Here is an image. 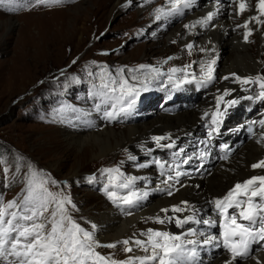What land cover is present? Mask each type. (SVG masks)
I'll list each match as a JSON object with an SVG mask.
<instances>
[{
	"label": "snow or ice",
	"instance_id": "1",
	"mask_svg": "<svg viewBox=\"0 0 264 264\" xmlns=\"http://www.w3.org/2000/svg\"><path fill=\"white\" fill-rule=\"evenodd\" d=\"M14 3L15 0H9ZM38 4L59 3L60 0H36ZM150 0H144L149 3ZM3 3V0H0ZM236 7L233 9L235 15H242L250 8V0H233ZM193 6V0H166V3L154 10L155 19L182 15L185 10ZM15 7L9 11H16ZM221 10L220 0H215L212 10L198 19L185 24L184 28L191 32L197 27H215L213 21ZM256 15L250 16L243 24H237L236 28H243V39L249 41L253 29L251 22L264 26V0H256ZM175 43V41H173ZM211 43V42H209ZM194 43L184 45L188 54H192ZM200 52L205 57L186 64L182 68L171 67L167 73L154 65H138L135 68L122 67L116 70L115 75L107 73L101 75L99 86L94 85V91L90 96L101 97V103L106 104L110 100L111 108L115 110L119 105V112L103 110L105 119H116L120 114H128L135 106L141 92L148 91L154 81L160 80L167 75V81L162 84H171L173 88H179L185 84H196L198 87H206L216 80L217 57L212 55L215 47H200ZM105 55L107 53H104ZM174 59L168 57L161 63H167ZM193 64L199 65L198 74L189 71ZM106 68V66H104ZM104 69L102 68V72ZM180 73L181 76L176 74ZM92 75V73H89ZM234 83H239L241 90L253 94L249 96L225 99L230 97L235 89H224L222 93L217 92L215 110L205 111L201 117L204 127L208 129L209 140L219 131L227 110L240 103L241 99L264 102V74L256 76L241 77L235 73L231 74ZM230 77H223L228 80ZM97 111H101V104L95 105ZM74 112H81L73 108ZM87 115V113H82ZM210 119L205 120V118ZM255 121L249 122V131ZM264 127V119L259 121ZM264 142V133L261 134ZM151 140L159 148H176V140L171 134L163 136H152ZM168 141V143H162ZM147 153L152 150L140 145ZM221 150L226 154L220 159L227 160L231 149L228 145H222ZM127 151V150H126ZM184 148H179L172 153L173 162L168 163L160 159H152L147 163H137V168H147L155 165L160 169V183L155 189L148 187L144 189L136 187L137 180H145V177L126 175L120 166L113 168H102L99 174L107 179L103 191L107 198L126 215H131L130 209L138 206L146 200L151 191L166 192L172 196L174 191L183 187L181 177L191 175L182 170V165L188 164L193 157L183 158ZM198 156L201 161L208 155L207 150L200 151ZM128 159L136 161L137 157L128 154ZM2 163V161H0ZM123 163V162H121ZM252 169H264V159L251 164ZM7 168L4 172L7 173ZM19 172V167H17ZM89 183L96 181L95 174L88 177ZM66 183V182H65ZM25 187L18 199L5 202L0 196V264H198L200 251L206 247H222L229 258L224 264H234L238 258L247 257L251 246L256 243H264V174L252 175L243 181H238L230 187L222 196L213 197L206 203L212 206L213 216L204 218L200 215L202 209L190 204L187 200L179 204L171 205L169 208H161V216L147 217L156 224L168 225L174 223L180 229L179 233H173L166 229L148 228L146 231L133 234L132 237L118 240L113 243L102 244L95 238L96 225H91V230L83 228L71 215L70 210L76 206L69 195L61 192H53L49 184L57 185L43 172L36 171L29 165V171L24 174ZM169 212L172 215H169ZM181 215H176V214ZM190 223L206 226L205 230L193 227H185ZM219 228L218 234L210 230ZM123 245V251L132 253L123 260H116L112 255L105 256L97 249L116 248ZM142 254H135L136 252ZM257 264H262L257 260Z\"/></svg>",
	"mask_w": 264,
	"mask_h": 264
},
{
	"label": "bare ground",
	"instance_id": "2",
	"mask_svg": "<svg viewBox=\"0 0 264 264\" xmlns=\"http://www.w3.org/2000/svg\"><path fill=\"white\" fill-rule=\"evenodd\" d=\"M130 1L135 2L136 0H113L110 15H112L114 10L121 9V4ZM214 3L215 0H193V6L191 7V11L193 12L186 16V23L189 24L205 15L208 11H211ZM255 3L256 0H250L251 6L249 10L239 15L240 20L237 21V15L233 12V9L236 7L233 0H220L221 10L213 21L215 27L206 29L197 27L191 34L184 27L180 31L179 38L181 41H187V43H189V41L193 39L199 41L203 47L214 46L215 52L212 53V55L217 57L216 80L206 87H200L198 91L193 90L190 93L188 92L189 95H186V92L184 94V100H181L176 94L172 95L170 92L167 93L168 91L166 89V91H162V89L168 86L167 83H161V81H167V75H165L162 76L160 80L156 81L157 85L154 90L155 96L160 100H164V96H168L165 100H173V104H163L162 100V107L160 108V106H158L157 109L153 110L155 99L150 96L145 98L139 96L140 98L137 99L139 103L135 104L137 107L135 116L130 119L129 123L122 124L119 129H115L97 120L93 123L90 121V118L82 114L79 115L78 118H71L69 121L66 117L62 116L64 117L61 119L62 125L60 129L62 135L59 140L60 142L54 145L56 146L58 143L65 142L71 147H83V151L75 155V162L70 165L66 172L68 176L67 180L69 178V181H73L80 177H84L83 180L86 181L85 186L91 188L94 182L89 183L88 177L91 175L89 171H85L88 164L87 159L90 155L94 156L95 159L93 161H101L104 159L119 158L123 156L124 153H127L126 156H124L126 159L122 161L123 163L119 162V165L123 168V172L126 175L146 178L145 180L136 181L137 188L144 189L146 183L150 181L148 187L155 189L157 184L160 183V169L155 165H149V167L141 169L135 167V164L147 163L152 158L172 163V153L179 148L185 149L183 158L189 156L193 157L188 164L182 165V170L188 173L193 171L196 167L195 154L197 153L195 149L201 147L203 143L209 139L208 129L204 127L205 121H203L201 117L204 115L205 111L215 110L218 90L222 93L226 88L235 89L231 96L225 99L252 95L253 93L251 91H242L240 84L233 82L231 74L235 73L241 77L263 74L260 70V66L263 63L262 56L264 54V26L256 24L255 22L250 23V27L253 29L251 37L257 35L259 41L254 43L245 42L243 39L244 29L236 28L237 24H243L250 16L256 15ZM152 8L153 7H151V9ZM77 10L78 8H75V13ZM188 10L190 9L185 10V12H190ZM74 19V16H68L67 22L58 20L54 22V25L47 26V29L44 32L42 31L46 35V38L43 36L40 40H37L39 43L37 42L35 45H22L25 40L22 39L19 31L10 57L0 62L1 91H10L12 88H10L11 84L16 80L19 83L18 89H22L25 85L33 81L38 69L40 67V71L44 69L49 57H52L56 50H60L61 44L64 41L71 40L72 35L76 33L77 28L74 24ZM170 21L171 19L169 17L156 20L154 13L152 18L145 19L144 23H156V28L154 29H158L164 22L168 25ZM4 24L5 23L2 22V26ZM162 30L163 29L158 30V34L161 33ZM52 35L53 39H50L49 36ZM251 37L249 38L251 39ZM231 39L233 41L239 40L238 48L234 49V47L230 46ZM30 41L31 40L28 42ZM145 47L149 49L145 51V56L150 58L162 54L164 50L170 51L171 49L170 47H165L161 50H151L152 48H150L149 45ZM220 52H228L229 56L227 59H221L219 55ZM179 63L183 65L184 60H180L177 64ZM194 65L193 69L199 72V65ZM225 76H229L230 78L224 80L223 77ZM99 85L100 83L96 84V86ZM94 90V87H92L91 92ZM170 95H172V97H170ZM86 96L89 102L84 104L83 101H81L82 106L80 110L93 112L92 116H94V119L95 117L98 118V114L94 112L96 104H101V114H103L104 109L112 111L110 110L111 103L115 101L110 100L108 103L103 104L101 103L102 98L99 96H90V94ZM88 99L85 101H88ZM91 100L92 102L94 101L92 107L89 104ZM178 100H180V102ZM183 102H185V104ZM257 102L258 101L241 99L240 103L227 110V115L223 118V122L220 125L219 130L220 134H222V132L227 130L230 126H234L235 128V126L244 124L246 120H249V122H251L252 119L255 120L256 123L251 125V131H249V122L247 126L244 124L248 132L246 131L247 134L245 133V136L247 137L244 138L240 148L234 149L235 151L227 160L223 159L215 162L210 170L206 172L205 165H202L200 168L201 173L196 172L189 176L181 177L184 186L180 187L177 185L179 190L174 191L172 196H168L166 192L151 191L146 200L130 209L131 215H126L120 208L116 209L115 207L117 206L110 201H101V205H99V203L90 204V209H88V214L86 216L90 225L95 224L97 226L95 230L97 240L101 242H115L132 237L134 233L138 235L140 232H144L150 227L166 229L168 225L156 224L151 220H147V217H154L157 214L163 216L164 214L160 213L161 208H169L171 205L179 204L183 200H187L190 204L202 209L200 213L202 217L207 218L213 216L211 205L206 203L208 200L213 197L222 196L238 181H243L252 175L264 174V169L251 168V164L260 159H264V142L258 143V141L262 140L261 134L264 133V127L259 124L261 116H259L257 112V110L264 109V107L257 108ZM241 105L245 111H242V116L237 118L234 111H239L238 108ZM245 114L247 115L245 116ZM85 119H89V121L85 122ZM207 119H210V117L205 118V120ZM93 124L99 127L95 129L92 127ZM166 134H171L172 139L176 140V148H159L156 144H152V151L149 154H146L141 149L140 145L148 143V139L150 141L152 136H163ZM191 136L192 138H190ZM162 143H168V141H162ZM192 143H194V148H192ZM158 152L163 155H159ZM129 153L137 157L136 161L128 159ZM199 163L200 162H198V164ZM51 166H54L56 173H60L63 167L61 161L57 159L51 160ZM169 215H172V213L169 212ZM176 215L181 214L178 213ZM185 227L199 228L201 230L206 229L204 225L195 223H190ZM216 229L217 227H214L211 232L217 234ZM180 231L181 230L178 229L175 224H172L173 233H179ZM135 254L142 253L137 251ZM227 258H229V256L223 250L218 249L213 251L211 255L204 254L202 259H198V264H224ZM257 260L264 264V248L252 252L244 259H238L234 264H257Z\"/></svg>",
	"mask_w": 264,
	"mask_h": 264
},
{
	"label": "rangeland",
	"instance_id": "3",
	"mask_svg": "<svg viewBox=\"0 0 264 264\" xmlns=\"http://www.w3.org/2000/svg\"><path fill=\"white\" fill-rule=\"evenodd\" d=\"M112 2L113 0H60L59 3L38 4L36 0H15L14 3L3 0V3H0V62L10 57L19 31L22 39L25 40L22 45L26 46L35 45L37 40L43 36L46 38L43 32L47 26L54 25V22L58 20L67 22L68 16H74V24L77 28L72 39L64 41L60 50H56L55 54L49 57L44 69L41 71V67L38 69L33 81L22 89H18L17 80L11 84L10 91H1L0 89V161H2L0 163V196L5 202L18 199L25 187L24 174L29 171V165H31L36 171L43 172L58 182L57 185L49 184L48 187L53 192L62 191L71 197L76 206L75 210H70L72 217L88 230H91V225L86 215L90 204L99 203L101 205L104 201L109 202L102 190L107 179L100 176L99 170L120 166L119 162L126 159L124 156L127 153L119 158L101 161H93L95 159L93 155L88 157L85 171H89L91 176L95 174L96 181L101 183V188L97 190L92 189L97 188L96 181L90 188L85 186L84 177L73 181H69V178L67 180L66 172L75 162V155L83 151V147H71L65 142L54 145L60 142L62 135L61 119L66 117L69 121L71 118H78L79 112H74L72 109H80L81 101L84 104L89 102L88 97L84 95L87 88L91 87L90 93L94 85L101 83V75L107 73L115 75L116 70L121 66L135 68L141 64L154 65L161 67V71L167 73L171 67L181 66L180 68H182L205 56L199 51L200 47H203L199 41L190 40L195 47L192 49V54L189 55L184 48L187 41H181L179 38L180 31L187 24L186 16L193 12L191 8L188 10L190 12L169 17L171 21L168 25L164 22L161 27L154 29L156 23H144V21L147 18L151 19L154 10L164 5L166 0H150L147 4L144 3V0L126 2L121 4V9L114 10L110 15ZM11 7H15L17 10L9 11ZM151 7L153 8L151 9ZM75 8H78L76 13ZM239 20L240 16H237V21ZM2 22L5 23L3 26ZM160 29L163 30L158 34ZM49 38L53 39V35ZM29 40L32 42H28ZM238 41L231 39L230 46L234 49L238 48ZM248 42H259L257 35L249 38ZM148 45L152 48L151 50H161L165 47L171 49L170 51L164 50L162 54L150 58L145 56V51L149 50L145 46L148 47ZM219 55L221 59H227L229 56L228 52H220ZM170 56L174 59L167 63H161ZM262 57L263 63L260 70L264 74V54ZM178 60H184V64H177ZM194 66L193 64L189 69L190 72L195 71ZM176 75L181 76L180 73ZM156 85L157 83L154 81L148 91L140 94L142 98L150 96L155 99L153 110L158 106L161 108L163 100L155 96ZM165 89L168 91L167 93L175 94V88H172L171 84H168L162 91ZM186 95H189L188 92ZM87 99L88 101H85ZM178 101L180 102V100ZM163 102L167 103L168 101L163 100ZM89 104L92 107L94 101L91 100ZM258 107L264 106L258 105ZM131 111L132 117H134L136 106ZM95 112L98 114L97 111ZM86 117L90 118L93 123L97 120L91 118L88 113ZM84 121L87 122L89 119ZM103 122L115 129H119L121 126L117 119ZM239 126L243 127L244 124ZM92 127L96 129L99 126L93 124ZM243 128L241 133L245 134L246 127ZM194 143H192V148H194ZM142 145L148 147L149 139L148 143ZM52 159L61 161L63 167L60 173H56L54 166H51ZM17 167H19V172H17ZM5 168L8 170L7 173L4 172ZM120 168L123 172V168L121 166ZM99 242L102 244L113 243L112 241ZM97 250L105 256L112 255L116 260H123L127 255H132V253L126 254L123 251V245Z\"/></svg>",
	"mask_w": 264,
	"mask_h": 264
}]
</instances>
